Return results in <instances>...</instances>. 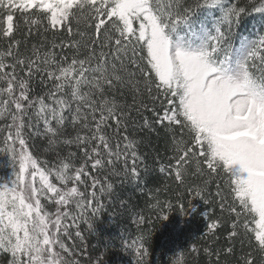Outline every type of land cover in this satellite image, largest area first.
<instances>
[{
	"label": "snow or ice",
	"instance_id": "obj_1",
	"mask_svg": "<svg viewBox=\"0 0 264 264\" xmlns=\"http://www.w3.org/2000/svg\"><path fill=\"white\" fill-rule=\"evenodd\" d=\"M226 4L227 0H196L194 6L181 0H0V119L10 120L0 126V152L11 156L15 175L11 186L0 187V251L11 256L5 264H82L67 258L74 253L62 237L71 238L69 229L74 227L75 237L83 240L80 221L94 231L88 214L95 216L104 207L101 197L113 190L108 175H121L115 170L117 162L123 160L125 177L139 179L140 157L134 150L137 141L127 134V106L110 95L123 87L133 91L134 104L145 92L153 102L164 98L160 109L151 110L154 122L175 140V181L184 184L190 174L208 177L196 188L201 197L213 178L222 180L228 192L222 195L218 183L216 196L235 214L229 235L237 236L238 227L243 228L251 242L248 233H254L259 264H264V36L238 65V78L228 74L233 28L242 15L264 16V0ZM213 8L221 17L214 34L203 32L199 51H188L195 33L177 35L175 42L170 39L179 26L189 25L194 9ZM33 32L45 34V39L49 32L54 38L65 33L72 38L53 39L47 48L43 40L29 47L26 36ZM65 47L72 50L71 57ZM257 58L259 76L251 70ZM139 107L148 105L141 99ZM152 123L145 118V126L151 128ZM33 128L35 135L46 137L45 151H55L51 167L48 162L39 165L28 151ZM58 145L75 146L82 155L71 150L62 155ZM189 164L194 165L193 173ZM42 201L57 207L46 210ZM159 204L157 199L151 207ZM69 205L75 206L74 212ZM252 221L255 227L249 229ZM143 223L141 216L139 224ZM217 227L215 221L208 224L209 230ZM144 240L140 235L133 241V247L139 243L136 264H146ZM204 252L212 254L207 248ZM239 260L256 264L251 252Z\"/></svg>",
	"mask_w": 264,
	"mask_h": 264
},
{
	"label": "trees",
	"instance_id": "obj_2",
	"mask_svg": "<svg viewBox=\"0 0 264 264\" xmlns=\"http://www.w3.org/2000/svg\"><path fill=\"white\" fill-rule=\"evenodd\" d=\"M244 0H227L225 7L232 3L242 5ZM181 3L194 6L196 0H181ZM196 15L191 19H197L199 15L206 10L194 9ZM215 10L216 21L221 17V11ZM134 28H137L134 26ZM257 31V40L264 36V16L258 13L250 12L248 15H242L238 26L233 28L232 46H235L237 40L248 32ZM181 32V26L177 28V33ZM167 33V30H166ZM173 35V34H172ZM171 35V37H172ZM37 35L35 32L31 36H26L29 47L33 43L45 41V48L53 39L61 38L71 39L68 34L53 37L51 32ZM233 48V47H232ZM59 53L61 49L56 48ZM65 53L71 57L72 50L65 47ZM141 53L137 51L136 56ZM251 64V62H250ZM135 65L129 64V69H135ZM251 70L255 75H261V65L259 59L251 64ZM39 84V80L35 81ZM142 87V85H141ZM36 92H40V87H35ZM114 95L118 102L126 105L128 112L127 134L131 139L137 141L135 151L140 159L137 160V168L140 170L138 180H133L131 175L125 177L123 173V160L115 164V170L121 175H108V181L113 184L111 193L101 197V203L104 207L93 216L88 214L89 221L94 225V231H89L88 225L83 221L79 222V230L82 233L83 240L75 237L76 228H70L71 238L62 237L66 245L72 250L74 255L67 257L69 259H79L82 264H96L97 259L101 264H136L138 257L135 255L133 241L143 235L144 244L148 250V255L144 257L146 264H173V261L180 259L182 264H240L241 255L253 253L256 258V264H259V254L256 253L254 245V233L249 231L248 235L252 237L251 242L244 234V229L238 227L239 235L230 237L232 224L235 214H230L227 210V202L221 205L220 197L216 196V185H221V194L226 195L228 189L223 185L222 180L213 178L208 183V190L202 193L201 197L196 195L197 186H203L206 176L190 174L185 177V183L180 184L175 181V159L173 146L175 140L173 135L165 127L155 123V114L151 110L154 106L160 109V100L153 102L148 98L145 92L143 96L137 95L135 104L133 101L134 93L129 87L117 88L110 93ZM141 99L148 107H139ZM75 106V105H73ZM67 115V113H65ZM145 118L153 122L149 128L144 125ZM35 121V117H33ZM10 123V120L0 119V126ZM40 131H43V123L38 125ZM33 134L28 139V151L38 159L39 165L48 162L51 167L56 160L55 151H45L48 148L47 139L43 135H35L36 129L31 130ZM111 131V129H109ZM124 131L119 134L123 143ZM181 136L180 130L176 129V140ZM56 150L62 155L67 154L69 150L76 151L78 157L82 153L78 152L75 146L71 149L64 145H58ZM80 163L79 159L76 161ZM131 164H129V168ZM165 168L161 172V168ZM189 172H194V165H188ZM41 170H44L41 168ZM89 171L96 175L95 170ZM39 179V176L37 175ZM15 179L12 158L10 155L0 152V187L10 185ZM50 181L57 187H63L55 176L49 177ZM104 183V175L100 176ZM83 190V185H78ZM202 197H206L209 203H205ZM160 204L158 208H152L151 205ZM191 201V203H189ZM46 210L54 211L57 207L54 203L42 201ZM170 205V206H169ZM68 210L75 211L74 205L67 206ZM183 207V210H182ZM194 208L195 211L190 209ZM167 215V220L162 217ZM144 218V223L139 224V218ZM243 219V218H241ZM215 221L218 225L216 229L209 230L208 224ZM71 224V221H65ZM255 227L254 221L249 224V229ZM231 247L232 252L227 249ZM207 248L212 253L207 255L204 249ZM219 257V258H217ZM9 253L0 251V264H5L10 260Z\"/></svg>",
	"mask_w": 264,
	"mask_h": 264
},
{
	"label": "rangeland",
	"instance_id": "obj_3",
	"mask_svg": "<svg viewBox=\"0 0 264 264\" xmlns=\"http://www.w3.org/2000/svg\"><path fill=\"white\" fill-rule=\"evenodd\" d=\"M216 23L215 10H206L204 13L199 15L197 19L190 21L187 27L181 26V32L173 34L170 39L175 42L177 40V35L187 36L190 32L195 33L196 35L192 37L193 39V48L188 49V51H199V48L202 45L203 41V32L207 30L210 34H214V25ZM134 26L138 27L134 23ZM257 41V31L253 30L247 35H242L238 38L235 46H233L232 51L229 55V64H228V74L234 78H238V65L242 64L246 59L247 55L252 49L253 43ZM175 48L172 49L175 52ZM39 179L37 178V183ZM11 186V184L9 185ZM136 255V253H135ZM134 264V263H132Z\"/></svg>",
	"mask_w": 264,
	"mask_h": 264
}]
</instances>
